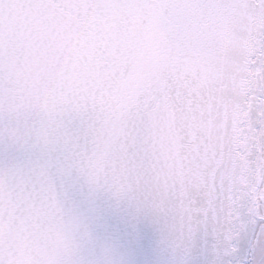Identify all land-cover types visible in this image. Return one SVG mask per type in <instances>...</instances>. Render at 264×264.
Segmentation results:
<instances>
[{
  "label": "snow or ice",
  "instance_id": "snow-or-ice-1",
  "mask_svg": "<svg viewBox=\"0 0 264 264\" xmlns=\"http://www.w3.org/2000/svg\"><path fill=\"white\" fill-rule=\"evenodd\" d=\"M0 264H264V0H0Z\"/></svg>",
  "mask_w": 264,
  "mask_h": 264
}]
</instances>
